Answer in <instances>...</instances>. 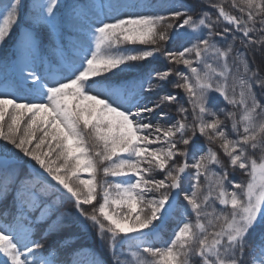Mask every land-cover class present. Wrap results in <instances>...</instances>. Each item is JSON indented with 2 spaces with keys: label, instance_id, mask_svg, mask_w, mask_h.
Masks as SVG:
<instances>
[{
  "label": "snow or ice",
  "instance_id": "6c2138e0",
  "mask_svg": "<svg viewBox=\"0 0 264 264\" xmlns=\"http://www.w3.org/2000/svg\"><path fill=\"white\" fill-rule=\"evenodd\" d=\"M205 2L0 0V264H264V0Z\"/></svg>",
  "mask_w": 264,
  "mask_h": 264
},
{
  "label": "trees",
  "instance_id": "16d2710c",
  "mask_svg": "<svg viewBox=\"0 0 264 264\" xmlns=\"http://www.w3.org/2000/svg\"><path fill=\"white\" fill-rule=\"evenodd\" d=\"M142 1H144V3H149V2L159 3V2H161V0H137V2H142ZM184 2L189 4L195 11H200L201 8H203V10H208V4L205 2V0H184ZM213 2L223 3L226 11H231L234 14L236 12L235 9L231 8V0H213ZM181 43H183V39H182V37H179L176 42L169 43V45H167V47H170V48L178 47ZM129 47H143V45H135V46L129 45ZM262 59H264V58H262L261 55L259 54V52H257L255 57L250 59V63L254 62L257 66H259ZM144 64H145L146 68H159L160 67V69H162V68L170 66V65H167L163 61L162 58H155V59L150 58V61H146V62H144ZM173 91H176V90H174L171 87V85L169 84V85H166L158 94H160L161 92H162L161 94H165V93L173 92ZM180 95L183 96V93H180ZM257 96H258V98H264V92H261L259 89H257ZM213 102L219 103L221 106L224 105L223 100L215 94H213ZM165 111L168 112L169 109L166 108ZM170 114L175 115L174 111H172ZM89 142L91 143L92 141L90 140ZM199 143L202 145L205 144L204 139L201 138ZM225 162H227V161H225ZM230 171H232V170L230 169ZM230 179H235L237 181H241V180L246 181L247 177L242 176L241 172L239 170H236V171H232V175L230 176ZM202 180H203V177H202ZM173 226H174V222L170 221L169 224L167 225V227L162 231L163 238L158 239L157 241L167 239L169 237L170 230L173 228ZM83 240L84 239H80L81 242ZM87 244H89V243L87 242ZM91 245H93V244H91ZM96 249H97V255L100 259H102V260L107 259V253L105 252L103 247L99 244V242L96 245Z\"/></svg>",
  "mask_w": 264,
  "mask_h": 264
},
{
  "label": "rangeland",
  "instance_id": "374dc122",
  "mask_svg": "<svg viewBox=\"0 0 264 264\" xmlns=\"http://www.w3.org/2000/svg\"><path fill=\"white\" fill-rule=\"evenodd\" d=\"M134 2H137V0H134ZM142 3H144V1H142ZM178 38L179 37H177V39ZM177 39H176V41H177ZM171 43H174V42H171ZM157 95H159V94H157ZM81 178L86 180V179H89L90 177L88 176V174L84 173V174H81ZM98 179H104V177L101 175L100 177H98ZM107 179L108 180H114V179H121V178L107 177ZM65 207L66 208H70L71 206L70 205H65ZM75 231H77V233L80 234L79 235L80 239H84L82 242L80 241L81 243L87 244V242H88L89 245L93 244L96 247L98 241L96 240V237H95V234L94 233H83V232H80L79 229H75ZM162 238H163L162 232H159L157 234H154L153 237H152V239H154V240L162 239ZM129 259H131L130 256H129Z\"/></svg>",
  "mask_w": 264,
  "mask_h": 264
}]
</instances>
